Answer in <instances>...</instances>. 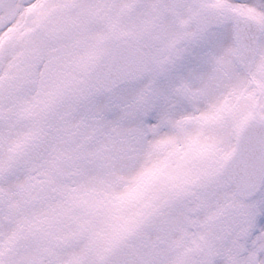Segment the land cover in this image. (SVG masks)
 Here are the masks:
<instances>
[{
	"label": "snow or ice",
	"instance_id": "6c2138e0",
	"mask_svg": "<svg viewBox=\"0 0 264 264\" xmlns=\"http://www.w3.org/2000/svg\"><path fill=\"white\" fill-rule=\"evenodd\" d=\"M0 264H264V0H0Z\"/></svg>",
	"mask_w": 264,
	"mask_h": 264
}]
</instances>
